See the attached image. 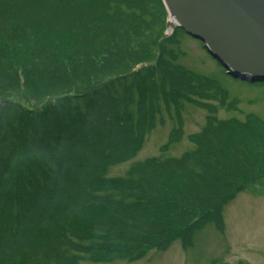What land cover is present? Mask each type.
Instances as JSON below:
<instances>
[{
	"label": "trees",
	"instance_id": "obj_1",
	"mask_svg": "<svg viewBox=\"0 0 264 264\" xmlns=\"http://www.w3.org/2000/svg\"><path fill=\"white\" fill-rule=\"evenodd\" d=\"M166 15L162 0H0V264L132 262L175 241L187 249L206 225L223 231V208L239 193L263 191L264 121L211 112L201 99L227 97L175 64L167 45L184 31L143 38ZM15 65L28 73L20 84ZM36 87L46 91L31 107L7 93ZM179 101L210 110L187 136L193 147L108 176Z\"/></svg>",
	"mask_w": 264,
	"mask_h": 264
},
{
	"label": "rangeland",
	"instance_id": "obj_2",
	"mask_svg": "<svg viewBox=\"0 0 264 264\" xmlns=\"http://www.w3.org/2000/svg\"><path fill=\"white\" fill-rule=\"evenodd\" d=\"M150 7L152 10L158 11L154 2L151 3ZM162 20L163 18H160L157 24L144 31L143 38L146 41H154L155 38L161 40V38L169 36L167 30L161 26ZM129 37L132 43L136 44V38ZM167 45L171 50L175 64L206 76L213 89L219 90L227 97L223 104L209 96L201 99L211 106L213 109L211 112L218 118L237 117L244 119L248 114H254L264 121V79L242 81L231 77L206 52L199 40L184 32L180 31L178 37ZM148 63L141 62L134 65L133 68ZM22 68L21 65L14 66L18 74L19 84L28 76V73ZM29 77L32 80L36 79L43 86L42 80L39 77L36 78V75L33 76V73ZM74 90L75 88L72 87V91ZM42 91H46V89L36 87L34 96L26 93L23 88L13 92L8 90L7 93L23 106L31 107L34 103L31 99H40ZM228 100L236 102L235 109L227 107ZM35 105H38L37 100ZM176 109L173 106L167 111L163 108L156 117L154 128L145 137L138 153L133 158L110 167L108 176L114 177L124 174L126 169L136 161L159 154L177 156L192 148L193 145L187 136L201 129L210 110L186 101H179ZM178 127L182 131L181 137L173 142L168 141L172 129ZM164 144L167 146L160 150ZM261 188L263 191L259 194L239 193L223 208V231H218L212 224H208L195 233L192 245L187 249H184L179 241H175L166 251L151 250L145 257L137 261L115 260L105 263L85 261L78 264H236L238 261L246 264H264V181Z\"/></svg>",
	"mask_w": 264,
	"mask_h": 264
},
{
	"label": "water",
	"instance_id": "obj_3",
	"mask_svg": "<svg viewBox=\"0 0 264 264\" xmlns=\"http://www.w3.org/2000/svg\"><path fill=\"white\" fill-rule=\"evenodd\" d=\"M176 26L202 42L228 75L264 79V0H162Z\"/></svg>",
	"mask_w": 264,
	"mask_h": 264
}]
</instances>
